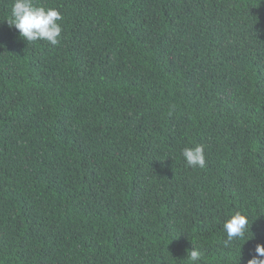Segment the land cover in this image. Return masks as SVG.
<instances>
[{"label": "trees", "instance_id": "16d2710c", "mask_svg": "<svg viewBox=\"0 0 264 264\" xmlns=\"http://www.w3.org/2000/svg\"><path fill=\"white\" fill-rule=\"evenodd\" d=\"M0 0V264H247L264 245V0ZM203 145L189 167L185 147ZM249 218L228 243L223 224ZM264 259V258H261Z\"/></svg>", "mask_w": 264, "mask_h": 264}, {"label": "clouds", "instance_id": "9594fccd", "mask_svg": "<svg viewBox=\"0 0 264 264\" xmlns=\"http://www.w3.org/2000/svg\"><path fill=\"white\" fill-rule=\"evenodd\" d=\"M63 16L56 8L38 5L36 0H13L8 24L18 30L20 36L28 42L47 41L52 46L60 43L63 31ZM182 156L189 167L204 168L206 165L203 145L185 147ZM249 218L237 211L224 222L223 229L227 235L226 245L237 239H243L249 230ZM188 258L192 264H198L203 258L202 253L194 248ZM264 245L257 244L252 258L247 264H264Z\"/></svg>", "mask_w": 264, "mask_h": 264}]
</instances>
